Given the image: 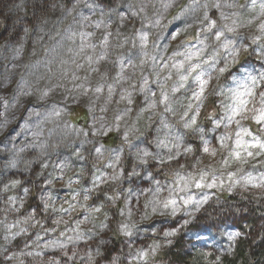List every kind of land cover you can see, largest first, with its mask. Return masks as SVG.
<instances>
[{"label": "clouds", "instance_id": "obj_1", "mask_svg": "<svg viewBox=\"0 0 264 264\" xmlns=\"http://www.w3.org/2000/svg\"><path fill=\"white\" fill-rule=\"evenodd\" d=\"M0 264H264V0H0Z\"/></svg>", "mask_w": 264, "mask_h": 264}]
</instances>
